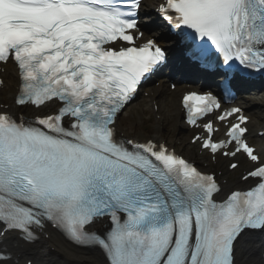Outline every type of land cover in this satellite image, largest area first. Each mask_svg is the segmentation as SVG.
Masks as SVG:
<instances>
[{
    "label": "bare ground",
    "instance_id": "1",
    "mask_svg": "<svg viewBox=\"0 0 264 264\" xmlns=\"http://www.w3.org/2000/svg\"><path fill=\"white\" fill-rule=\"evenodd\" d=\"M149 6H152V1L149 0L141 7L143 9V13H149L148 16H145L144 21L150 19L152 23L158 25L160 22L157 20L156 15L150 13ZM5 71L3 74V82L5 87H7L8 96L11 95V91L13 92V85L17 84L16 75H14V71L11 70L13 67L10 62H6L4 65ZM150 90L152 95L150 99L141 98L140 104L133 108V114L140 117L142 113L148 112L149 114H154L157 119L153 120L150 130L151 134L154 138H161L162 132L161 127L168 129L169 132H172V136L174 138L182 137L183 135L190 132V130L186 129L183 124L177 118L178 115V96L183 91L179 86L174 91L168 90L165 86V83L160 82L158 87L150 86ZM181 90V91H180ZM254 92L248 93L246 98H243L242 102L247 107V112L251 116V121L249 123L250 131L248 135L253 133L254 130L258 128L256 121L260 117V114L263 113L262 106L264 105V90H253ZM153 99L154 103L157 105L156 110H148L145 108L141 110L143 106H148V103ZM13 107H10L12 110ZM29 110V109H27ZM171 121L174 122V126L171 125ZM143 122V121H142ZM168 123V124H167ZM142 123L141 119L136 118L134 123L128 124L121 122L120 120H116L115 126L117 130H120L124 133V135L130 136L133 135H141L142 134ZM257 141V150L263 153L264 149L262 143L259 139H255ZM181 150H190L192 152V147L189 145H183L179 147ZM205 153H202L204 155ZM48 231V239L41 237L38 242L33 245L28 246L22 241L8 237L4 240L3 245L7 248L8 251L12 252L16 256L15 262H21L22 258H32L35 264H108L106 259L104 258L102 252L97 248H78L69 242H67L58 232L53 230ZM260 240V238H259ZM258 237L256 235H252L249 238H244L241 242L244 246L242 248L245 249V255H249L251 257H257L258 249L254 250L253 247L257 246ZM48 245H53L55 247L54 251L48 249ZM241 256L240 250L238 252V262L240 263ZM253 260V259H252ZM14 262V260H12ZM256 264H259L258 260Z\"/></svg>",
    "mask_w": 264,
    "mask_h": 264
},
{
    "label": "rangeland",
    "instance_id": "2",
    "mask_svg": "<svg viewBox=\"0 0 264 264\" xmlns=\"http://www.w3.org/2000/svg\"><path fill=\"white\" fill-rule=\"evenodd\" d=\"M156 2V1H155ZM154 2V3H155ZM7 87H5V89H3V92L1 93V100H3V101H5V102H9V100H8V95L6 94V92H7ZM120 117V121L122 122L123 121V123H128V124H131V123H134V121H136V118H137V115H135V116H127V114H124V115H120L119 116ZM143 118V120H141V123L143 124L142 125V129H141V131H142V133L144 132V133H147V132H149L150 130V126H151V123L153 122V116H151V117H149V118H144V117H142ZM152 119V120H151ZM143 121V122H142ZM151 122V123H150ZM168 124V123H167ZM173 124H174V122L173 121H171V125L173 126ZM163 131V136H164V138L165 139H168V140H170V141H174L176 138H173V139H171L172 138V132H169L168 131V129H166V127H164V130H162ZM140 136H143V135H140ZM183 138H187V136H184V137H182V139ZM178 139V138H177ZM179 139H180V137H179ZM184 145H186V143L184 142ZM236 171L235 172H232L231 174L233 175V176H235L236 175ZM241 256H242V260H241V264H248V259H251V258H249V257H247V255H245V251L243 250V249H241Z\"/></svg>",
    "mask_w": 264,
    "mask_h": 264
}]
</instances>
